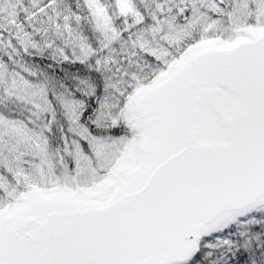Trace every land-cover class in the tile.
<instances>
[{"label":"water","instance_id":"95a60500","mask_svg":"<svg viewBox=\"0 0 264 264\" xmlns=\"http://www.w3.org/2000/svg\"><path fill=\"white\" fill-rule=\"evenodd\" d=\"M130 105L138 166L99 199L32 190L0 215V264H185L264 205V30L190 49Z\"/></svg>","mask_w":264,"mask_h":264},{"label":"trees","instance_id":"16d2710c","mask_svg":"<svg viewBox=\"0 0 264 264\" xmlns=\"http://www.w3.org/2000/svg\"><path fill=\"white\" fill-rule=\"evenodd\" d=\"M97 1L120 37L143 56L145 67L123 84L118 102L111 106L114 117L106 121L97 117L105 88L103 61L108 43L90 0H0V60L6 67L0 69V113L24 120L45 138L50 162L61 181L67 174L75 175L79 148L96 166L100 163L82 128L107 141L134 137L133 123L126 117L128 97L159 80L190 48L225 39L219 30L204 32L196 26L181 43L171 45L167 60L158 59L142 51L137 37L147 31L164 41L165 17L187 18L202 0ZM216 1L231 12L233 0ZM263 6L264 0H247V27L258 26ZM19 83L39 91L46 105L35 106ZM65 99L82 104L78 117L67 113ZM30 190L21 174L0 161V215L21 204ZM222 263L264 264V207L233 217L210 233L189 264Z\"/></svg>","mask_w":264,"mask_h":264},{"label":"rangeland","instance_id":"374dc122","mask_svg":"<svg viewBox=\"0 0 264 264\" xmlns=\"http://www.w3.org/2000/svg\"><path fill=\"white\" fill-rule=\"evenodd\" d=\"M90 2L108 43L103 61L105 88L97 117L99 121H106L114 117L111 106L118 102L123 84L135 78L145 67L143 56L136 53L134 44L128 39L120 37L116 26L109 20L99 2L97 0ZM247 22V0H233L231 12L226 11L216 0H202L187 18L179 20L174 14L165 17L162 27L164 41L157 40L150 32L144 31L137 37V42L142 51L164 60L170 56L171 45L181 43L196 26H201L204 32L218 30L223 32L224 40L229 43L237 36H241L243 31L264 29V6L258 14L257 28L247 27ZM0 69H6L1 60ZM19 88L35 106L46 105V100L39 91L30 89L22 83H19ZM133 99L130 96L127 99L130 111L126 114L136 129L131 140L120 138L107 141L94 136L87 128H82L83 136L99 157L98 166L79 148L76 153L75 175L67 174L61 181L50 162L45 138L24 120L10 119L1 113L0 161L11 166L15 173L21 174L31 189L56 186L73 190L77 185L75 191L84 199H99L106 196L119 184L123 176L141 161L140 147L148 140L146 128L140 125L137 114L130 107L129 102ZM64 103L71 117L79 115L82 104L77 99H65Z\"/></svg>","mask_w":264,"mask_h":264},{"label":"bare ground","instance_id":"6f19581e","mask_svg":"<svg viewBox=\"0 0 264 264\" xmlns=\"http://www.w3.org/2000/svg\"><path fill=\"white\" fill-rule=\"evenodd\" d=\"M120 138H123V139H125V140H131V137H126V136H124V137H120ZM119 138V139H120ZM133 138V137H132ZM133 141V140H132Z\"/></svg>","mask_w":264,"mask_h":264}]
</instances>
